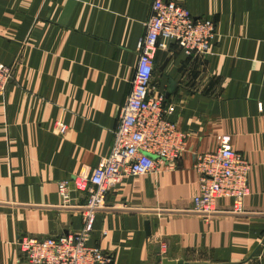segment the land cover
<instances>
[{
	"label": "crops",
	"instance_id": "crops-1",
	"mask_svg": "<svg viewBox=\"0 0 264 264\" xmlns=\"http://www.w3.org/2000/svg\"><path fill=\"white\" fill-rule=\"evenodd\" d=\"M152 1L0 0V60L14 66L0 95V264H27L23 235L82 227L88 193L71 186L65 206L58 183L89 174L110 153ZM177 1L216 28L203 56L173 44L155 58L153 84L187 148L174 167L161 163L113 187L90 243L110 264H264V0ZM219 134L251 164L242 213L229 198L215 214L193 209L197 156L215 151Z\"/></svg>",
	"mask_w": 264,
	"mask_h": 264
},
{
	"label": "built area",
	"instance_id": "built-area-1",
	"mask_svg": "<svg viewBox=\"0 0 264 264\" xmlns=\"http://www.w3.org/2000/svg\"><path fill=\"white\" fill-rule=\"evenodd\" d=\"M215 22L197 19L177 0H153L146 31L139 39L138 62L132 89L119 115L110 153L89 174L59 181L63 205L71 201L70 188L86 191L83 224L78 232L39 238L23 235L17 240L21 259L27 264H110L112 255L90 243L96 212L107 206V194L125 176L154 172L162 163L174 167L187 148V134L171 118L172 107H165V94L153 84L155 58L159 49L175 44L190 57L210 51L215 37ZM14 66L0 60V95L13 77ZM60 127L64 122H57ZM213 152L197 156L195 170L199 188L193 198L194 210L211 215L219 211L218 200H232V211H244V199L250 193L251 164L232 144L230 134L217 136Z\"/></svg>",
	"mask_w": 264,
	"mask_h": 264
},
{
	"label": "water",
	"instance_id": "water-1",
	"mask_svg": "<svg viewBox=\"0 0 264 264\" xmlns=\"http://www.w3.org/2000/svg\"><path fill=\"white\" fill-rule=\"evenodd\" d=\"M167 63H168V60H166L161 66H159L158 70L160 72H162L164 70L165 66L167 65ZM175 87H176V82L175 81H171L170 82V86H169V88L167 90V94H166L167 97H169L174 92ZM145 229H146L147 234L150 235L151 234V222H150V220H147L145 222ZM163 263L164 264H184L183 260L171 261V260H168V259H165Z\"/></svg>",
	"mask_w": 264,
	"mask_h": 264
}]
</instances>
